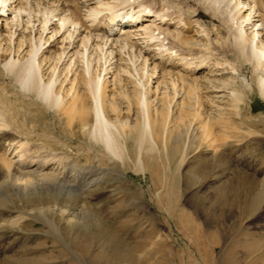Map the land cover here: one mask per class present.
Returning <instances> with one entry per match:
<instances>
[{
	"label": "rangeland",
	"instance_id": "1",
	"mask_svg": "<svg viewBox=\"0 0 264 264\" xmlns=\"http://www.w3.org/2000/svg\"><path fill=\"white\" fill-rule=\"evenodd\" d=\"M202 1L183 0L174 8L186 22L181 38H186L185 42L189 43L179 45L167 40L164 45L170 53L188 58L203 56L213 64H226L224 68L228 65L227 69L234 74L225 75L221 82H235L239 97L227 96L229 89L224 85L220 88L226 92L221 91L219 95L227 97L218 101L208 99L202 89L186 95L187 84L177 92L179 97L167 88L162 96H158L156 109L151 108L152 112H149L151 118L156 119L152 120L156 128L155 147L145 141L140 149L137 141L128 137L127 156L121 159L107 153L103 144L97 142L99 140L92 141L83 136L75 124L69 126L62 107L72 96L69 88L75 77L74 71L59 77V86L54 89L60 95L61 105L53 109V106L42 105L43 101L35 92L29 94L30 91L25 92L13 84L0 64V115L4 119L0 122L9 125L0 127V168H3L4 160L14 157L21 143L28 146L29 142L33 146L43 144L57 153L68 154L80 167L90 169L91 172L83 171L81 175L91 179L95 178L92 173L96 170L103 171L96 177L99 184L92 188L89 199L82 194L74 204L78 222L76 220L77 224L72 226L67 224V214L64 218L59 214L48 213L45 217L37 214L38 210L32 207L37 206L33 196L32 204H20L15 198L14 206L8 204L5 212L0 211V264H117L118 261V264L120 261L133 264V260H117L118 256L132 251L136 256L140 255L143 264L151 261L157 264H264V194L259 192L264 187V100L256 88L253 87L251 93L245 92L244 86L237 82L243 78L254 86L264 75V67H257L247 50L249 36L244 37L243 51L235 40L237 30L244 29L238 24L243 14L237 9L232 10L236 2L231 4V0H225L226 4L224 1L222 7L216 8L208 1ZM221 8H226V13L221 12ZM199 28L204 31V36H200L203 41L196 42L201 49L191 43ZM29 33L34 46L39 48L37 62L41 56L53 57L57 53L59 45L49 47L45 39L42 38L40 43L35 33ZM133 47L135 52L136 46ZM190 47L193 50L188 51ZM162 64L157 67L153 79L147 80L140 72L134 71L138 75L132 73L135 78L129 73L131 79L146 87L142 92L149 100L154 99V82L165 81L168 77L173 79L165 71L161 74L160 69H178ZM102 65L99 61L96 74L107 87L106 93L102 92L108 97L107 113L114 117L116 112L112 107H116L122 117L130 118L132 124L135 120L140 122L141 114L136 106L126 112L129 103L126 97L134 103L136 89L123 87L127 77H114L116 80L112 82L109 74L100 72L99 69L107 67ZM40 67L43 71L44 66ZM63 80L68 81L63 83ZM61 82L64 85L60 88ZM112 86L114 88L110 90ZM71 92L80 94L81 89H74L73 85ZM192 131L195 132L193 138ZM174 141L178 152L172 157L170 146ZM115 165H119L118 172L110 171ZM240 177L241 181L249 180L247 178L252 179L250 183L255 181L252 184L256 188L251 196H243L237 186ZM2 187L0 195L7 191V187ZM76 191L74 196L78 195ZM23 210L31 212L32 216L25 215L24 220L18 221L21 216L18 212ZM11 219L13 221L9 222ZM97 227L102 232H98ZM112 241H117L115 250L111 249ZM251 244L252 249L246 251L245 247Z\"/></svg>",
	"mask_w": 264,
	"mask_h": 264
},
{
	"label": "bare ground",
	"instance_id": "2",
	"mask_svg": "<svg viewBox=\"0 0 264 264\" xmlns=\"http://www.w3.org/2000/svg\"><path fill=\"white\" fill-rule=\"evenodd\" d=\"M181 1L183 0H0L1 67L12 79L13 84L25 89L23 90L25 92H27L26 90L30 91L29 94L35 92L37 97H40L43 101L42 105L53 106L51 107L53 109L61 105L60 95L54 89L55 86H59V77L62 74H70V71H74L75 77L70 82L69 88V93H72V96L62 107L69 126L75 124L83 136H87L90 140H99L97 142L103 144L107 153L121 159L122 156H127L128 137L134 138L139 147L145 141H150L149 144L152 143L151 147L155 145L156 128L153 127L152 120L154 118H151L149 112L156 109L155 105L159 102L158 96H162L161 94H164L167 88L169 90L171 88L173 90L172 94L176 96L177 92H181L183 86L187 84L188 90L183 91L186 95H191V93L202 89L205 96L213 101H218V99L227 96L232 99L239 97V92L234 87V85L236 86L235 82H221L225 75L234 74L233 71L227 69L228 65L224 68L226 64L223 66V63L216 62V65L214 62L213 64L203 56L202 58H188L168 52L170 49L167 50L166 44L164 45L167 40L179 45L189 43L185 42L186 38H181L184 27L185 29L187 27L186 22H183L181 14L177 15V10L174 9ZM203 1H208L219 8L225 0ZM233 1L236 2V6L233 4L235 9L232 8V10L236 11L237 9L239 13L243 14L241 17L238 15L241 18V20L239 18L238 24L244 28L239 32L237 30L238 35H236L235 40L242 46L243 51L245 50L244 37L246 35L250 37L247 50L254 58L255 65L262 69L264 67V0H231V4ZM226 8L225 10L221 8V12H225ZM227 10L231 9L227 8ZM231 14L233 16L232 12ZM229 16L231 17V15ZM231 19L234 18L231 17ZM227 20L230 21V19ZM198 31L195 33V40H191L192 45L195 43L197 48L200 45L198 46L196 42L203 41L200 40L203 39L200 36H204L202 28H199ZM29 32L35 33L40 43L42 38L45 39L44 42L49 47L59 45L57 53L53 57L41 56L40 61L37 62L36 55L39 48L34 46ZM101 39L103 40L101 41ZM183 44L182 47L185 46ZM201 45L203 44L201 43ZM133 46H136L137 55H134L136 51L133 52ZM185 48H187V45ZM190 50H193V48L190 47L188 51ZM123 51H125L124 54ZM47 52L48 49L45 53ZM164 52L165 54H163ZM188 54L191 55L192 53L189 52ZM99 61H102L103 65H107V67L99 69L100 72L105 75L109 74L110 78H113L112 82L114 77H124L123 79L127 77L123 87L133 86L136 89L134 99L131 97L134 103H131L130 97H126L127 102H129L127 103L126 112H129L131 107L135 108L136 106L141 114L140 122L136 123L135 120L132 124L130 118L122 117L116 107H112L113 111L116 112L114 117H110L107 113L109 110L106 107L108 97L102 94V92L106 93L107 87L106 84L104 86L101 84L103 82L96 74ZM126 62H129V65ZM162 63L171 67L175 66L178 69H160L161 74L166 72L173 79L170 80L169 77L167 79L165 77V81L154 82L156 86L154 91H151L154 93V99L149 100L142 92L146 87L142 82L131 79L129 73L132 75L136 71L140 72L142 77L146 75L147 80L153 79L156 77L157 67ZM41 65L44 66L43 71ZM162 65L160 67H163ZM262 70L264 71V68ZM136 72H134L135 75ZM64 81L68 80H63V83ZM237 82L244 86L245 92L247 90L251 93L254 91L253 87L256 88L258 95L264 100V75L258 78L254 86L247 84L243 78H239ZM63 83L61 82L60 88L63 87ZM73 85L74 89H81L80 94L71 92ZM223 85L226 89H229L228 94L226 93L227 96L219 95L221 91L226 92L223 90L224 88H220ZM113 88L112 86L110 90H113ZM41 100L39 99V101ZM219 103H222V101ZM123 113L125 114V112ZM2 119L0 115V121ZM3 122H0V127L7 128L9 125ZM191 133L193 138L195 132L192 131ZM97 142L95 141V143ZM176 144L177 142L174 141L170 146L172 157H175L178 152ZM16 145L18 144L16 143ZM33 145L29 142L28 146H26V143H21L18 146V151L14 152V157H17V160H13L14 157L6 159L7 161L2 158L4 161H1L3 168H0V189L5 186L2 188L7 187V191L4 190L5 194L0 195V211L5 212L4 209L8 204L14 206L15 198L19 199L20 204L26 205L27 202L32 204V198L36 197L35 203L40 207H32L38 210L39 213L37 214H41L42 217H45L48 213L56 216L59 214L63 218L67 214V224L69 226L77 224L78 217L75 213L76 205L74 204L77 203L78 198H82V194L86 196L84 197L86 199L90 196L92 188L95 184H99L96 177L102 174L103 171L96 170V174L92 173V177L95 178L91 179L90 176L81 175V173H84L83 171H90V169L83 168L85 166L80 167L76 160H73L68 154L57 153L54 149L52 150L43 144ZM118 169L119 165H115L110 171L118 172ZM241 179L240 177V180L237 181V186L241 188L243 196H251L256 188L252 184L255 181L253 180L250 183L252 180L250 178H247L250 181H241ZM75 191L78 193L77 196H74L73 192ZM261 191L263 195L264 187H261L259 192ZM62 203L67 205H62ZM18 213L21 214L17 218L18 221H21L25 215L32 216L31 212L26 213L24 210ZM11 221L13 220H9V222ZM97 229L98 232H102L100 228L97 227ZM117 241H112L113 245L110 246L112 250L118 248ZM252 246V244L247 245L245 250L250 251ZM118 257L117 260H133V264H143L140 255L136 256L134 251ZM122 263L120 261L119 264ZM150 264L157 263L151 261Z\"/></svg>",
	"mask_w": 264,
	"mask_h": 264
}]
</instances>
